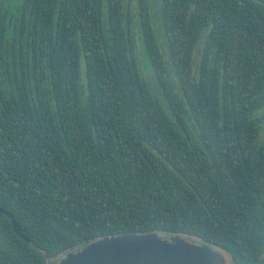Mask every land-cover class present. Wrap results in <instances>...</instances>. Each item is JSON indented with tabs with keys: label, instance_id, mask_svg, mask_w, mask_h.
I'll use <instances>...</instances> for the list:
<instances>
[{
	"label": "trees",
	"instance_id": "trees-1",
	"mask_svg": "<svg viewBox=\"0 0 264 264\" xmlns=\"http://www.w3.org/2000/svg\"><path fill=\"white\" fill-rule=\"evenodd\" d=\"M263 136L264 0H0V209L29 240L0 213V264L127 233L264 264Z\"/></svg>",
	"mask_w": 264,
	"mask_h": 264
},
{
	"label": "water",
	"instance_id": "water-1",
	"mask_svg": "<svg viewBox=\"0 0 264 264\" xmlns=\"http://www.w3.org/2000/svg\"><path fill=\"white\" fill-rule=\"evenodd\" d=\"M7 216L16 235L19 231L12 215ZM56 264H226L223 253L209 244L185 237L157 233H127L102 237L60 256Z\"/></svg>",
	"mask_w": 264,
	"mask_h": 264
},
{
	"label": "rangeland",
	"instance_id": "rangeland-1",
	"mask_svg": "<svg viewBox=\"0 0 264 264\" xmlns=\"http://www.w3.org/2000/svg\"><path fill=\"white\" fill-rule=\"evenodd\" d=\"M155 5L158 3V0H151ZM157 33L161 36V28L160 27H157ZM143 68H144V65H143ZM262 141H264V136L262 137L261 139ZM224 257H225V263L226 264H232V261H231V258L226 254V253H223ZM57 260H54L52 259L50 264H56Z\"/></svg>",
	"mask_w": 264,
	"mask_h": 264
}]
</instances>
